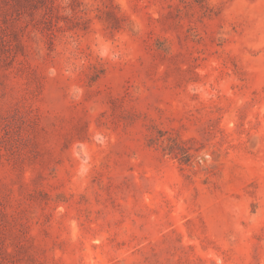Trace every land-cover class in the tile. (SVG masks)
<instances>
[{
	"label": "rangeland",
	"instance_id": "374dc122",
	"mask_svg": "<svg viewBox=\"0 0 264 264\" xmlns=\"http://www.w3.org/2000/svg\"><path fill=\"white\" fill-rule=\"evenodd\" d=\"M0 264H264V0H0Z\"/></svg>",
	"mask_w": 264,
	"mask_h": 264
}]
</instances>
